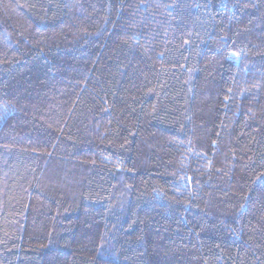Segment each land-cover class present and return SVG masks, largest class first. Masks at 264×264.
<instances>
[{"label": "trees", "instance_id": "obj_1", "mask_svg": "<svg viewBox=\"0 0 264 264\" xmlns=\"http://www.w3.org/2000/svg\"><path fill=\"white\" fill-rule=\"evenodd\" d=\"M0 264H264V0H0Z\"/></svg>", "mask_w": 264, "mask_h": 264}]
</instances>
